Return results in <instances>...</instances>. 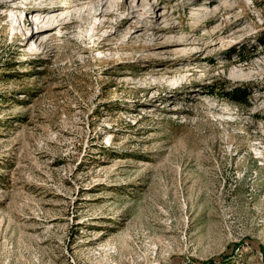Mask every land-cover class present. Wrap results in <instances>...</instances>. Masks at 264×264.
<instances>
[{"label":"rangeland","instance_id":"1","mask_svg":"<svg viewBox=\"0 0 264 264\" xmlns=\"http://www.w3.org/2000/svg\"><path fill=\"white\" fill-rule=\"evenodd\" d=\"M40 1L87 12L33 50L0 9V264H264V0H154L179 55Z\"/></svg>","mask_w":264,"mask_h":264},{"label":"bare ground","instance_id":"2","mask_svg":"<svg viewBox=\"0 0 264 264\" xmlns=\"http://www.w3.org/2000/svg\"><path fill=\"white\" fill-rule=\"evenodd\" d=\"M4 1L2 5L0 6L1 11L5 7L8 10V13L11 15L13 12H19L20 16L12 15L5 16L3 14L1 18H8L11 21V24H17V27L20 29V31L23 33L26 30V33H24L22 36H25L22 45L23 47L28 46L30 42H33L31 45L33 50H36L38 48H45L47 41L50 37V35L54 31L60 32L62 29L67 27L68 25L72 24L73 22L78 21L83 17V13L87 12L86 9H74L72 11H65L64 7H60L58 5H52L46 4L41 5L42 1L39 2V5H36L32 3V0H28L25 2H19L20 4H17L19 0H2ZM38 1V0H36ZM81 1H87V0H81ZM94 1V0H90ZM132 2L135 1V6L132 8L129 6L127 9L128 15L126 18L117 20L112 26V29L116 28L118 29L121 26H124L126 23L132 21V19H135V15L138 14L137 18L138 20L132 24V32L129 34L126 40H123L124 42L133 39L131 36H136L138 40L142 38L143 32L148 37L154 38L157 35H164L163 38H158L155 41L159 40L158 42L152 43V40L149 41L147 44H141L137 45V48L144 49V50H165L168 51L173 48V52L175 55H179L184 52V49L182 47L187 46L191 44L190 39L191 37H176L174 36L176 33L177 25H175V18H173L172 14L166 10L165 7H161L157 5V3L154 0H131ZM214 1V0H213ZM100 2L99 4L96 3V9L93 13L94 19H96L99 15L104 16H112V13H110L111 4L105 6L106 2L104 3L103 0H98ZM95 3V2H94ZM222 7L224 10L228 7H231V4H223ZM8 6V7H7ZM105 6V7H104ZM66 7V6H65ZM82 7V6H81ZM116 11H122L124 9V2L119 3L118 6H116ZM221 9V8H220ZM229 10V9H228ZM214 10L213 12H215ZM5 16V17H4ZM159 21L161 20V23L159 26H153L152 21L153 20ZM150 22V23H149ZM196 23V22H195ZM129 24V23H128ZM31 25L30 28V34L28 33V26ZM158 25V24H157ZM193 26L195 24H192ZM191 25V26H192ZM197 25V24H196ZM27 26V27H26ZM103 24H98L97 27H102ZM117 30H114V32H110L106 34L105 37H109L111 34H115ZM16 34V33H15ZM174 34V35H171ZM91 38V37H90ZM38 39L40 40L38 42ZM89 40V38L86 35H83L82 42L86 43ZM143 42V41H140ZM192 45V44H191ZM129 46L126 47L128 49ZM192 52V51H191ZM160 70V69H158ZM241 74V73H240ZM262 133H264V126ZM263 135V134H262Z\"/></svg>","mask_w":264,"mask_h":264},{"label":"trees","instance_id":"3","mask_svg":"<svg viewBox=\"0 0 264 264\" xmlns=\"http://www.w3.org/2000/svg\"><path fill=\"white\" fill-rule=\"evenodd\" d=\"M225 97L231 99L232 96H235L234 99L237 100L238 102H241V103H245V98L246 96H244V94L241 92V91H234V92H230V93H224Z\"/></svg>","mask_w":264,"mask_h":264}]
</instances>
